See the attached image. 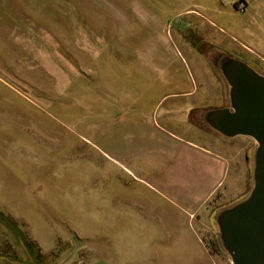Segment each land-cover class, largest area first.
<instances>
[{"label": "rangeland", "instance_id": "1", "mask_svg": "<svg viewBox=\"0 0 264 264\" xmlns=\"http://www.w3.org/2000/svg\"><path fill=\"white\" fill-rule=\"evenodd\" d=\"M181 1L0 0V264H82L112 221L144 226L148 154L125 147L128 130L230 106L219 54L226 98L204 94L212 74L179 34L196 39ZM225 37L237 47L233 30ZM229 54L264 75L261 58ZM253 171L254 156L250 191ZM239 202L218 201V214ZM214 235L217 264H232Z\"/></svg>", "mask_w": 264, "mask_h": 264}, {"label": "crops", "instance_id": "2", "mask_svg": "<svg viewBox=\"0 0 264 264\" xmlns=\"http://www.w3.org/2000/svg\"><path fill=\"white\" fill-rule=\"evenodd\" d=\"M241 2L247 6L244 13L238 11ZM180 3L187 4L183 18L193 12L187 21L196 39L191 42L184 29L179 34L196 59H206L195 62L198 71L205 73V65L211 70L212 76L205 73L202 79L204 94L213 88L223 102L226 96L213 58L230 56L232 49L240 59L264 60L259 54L264 53V0ZM159 23L157 18L148 20L151 26ZM230 29L239 36L234 49L225 37ZM189 116L147 117L145 129L128 130L125 147L148 154V197L141 196L148 201V221L138 227H116L112 221L101 228L96 258L86 245L82 264H217L210 247L215 243L217 202L238 200L246 193L256 144L248 137L228 139L209 132L201 126L203 117Z\"/></svg>", "mask_w": 264, "mask_h": 264}, {"label": "water", "instance_id": "3", "mask_svg": "<svg viewBox=\"0 0 264 264\" xmlns=\"http://www.w3.org/2000/svg\"><path fill=\"white\" fill-rule=\"evenodd\" d=\"M219 70L229 87L230 106L206 112L203 120L219 135L255 141L254 185L247 198L220 212V241L232 264H264V75L231 56Z\"/></svg>", "mask_w": 264, "mask_h": 264}, {"label": "trees", "instance_id": "4", "mask_svg": "<svg viewBox=\"0 0 264 264\" xmlns=\"http://www.w3.org/2000/svg\"><path fill=\"white\" fill-rule=\"evenodd\" d=\"M206 130L207 131H209V132H213V133H215L213 130H211V129H209V128H206ZM249 188L247 187V191H246V193L240 198V199H238L237 201L239 202V201H242L243 199H245V198H247V196L249 195V192H250V190H248Z\"/></svg>", "mask_w": 264, "mask_h": 264}, {"label": "built area", "instance_id": "5", "mask_svg": "<svg viewBox=\"0 0 264 264\" xmlns=\"http://www.w3.org/2000/svg\"><path fill=\"white\" fill-rule=\"evenodd\" d=\"M246 3H244V2H241L240 4H239V7H238V11L240 12V13H244L245 12V10H246Z\"/></svg>", "mask_w": 264, "mask_h": 264}]
</instances>
